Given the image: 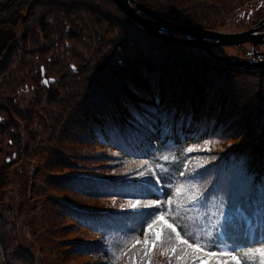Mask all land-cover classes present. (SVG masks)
Segmentation results:
<instances>
[{
  "label": "trees",
  "instance_id": "16d2710c",
  "mask_svg": "<svg viewBox=\"0 0 264 264\" xmlns=\"http://www.w3.org/2000/svg\"><path fill=\"white\" fill-rule=\"evenodd\" d=\"M135 1L169 21L218 30L233 11L261 0ZM47 76L55 80L44 86ZM24 87L33 94L19 110L14 96ZM239 91L254 100L234 105ZM0 116V171L7 172L2 157L10 150L32 171L28 218L14 217L10 226L0 217V264L36 261L31 244L21 239L22 223L37 239L40 264L73 258L193 264L196 254L207 257L210 242L237 246L231 254L245 264L246 254L264 247L256 242L264 239V70L228 67L199 50L156 40L111 0H0ZM196 146L199 152L209 147L211 163L225 157L245 174L241 194L220 191L217 204L231 221L227 234L199 241L204 252H197L182 247L165 225L151 252L141 241L127 246L150 237L156 216L132 214L109 225L106 214L137 196L172 201L178 168L174 161L167 167L162 156H182ZM206 174L194 173L197 200L205 204L215 188ZM143 180L155 188L143 187ZM171 205L169 212L163 205L156 209L175 225ZM34 217L39 221L30 228ZM175 227L191 243L182 226ZM115 248L123 249L120 260ZM184 250L181 258L175 255Z\"/></svg>",
  "mask_w": 264,
  "mask_h": 264
},
{
  "label": "rangeland",
  "instance_id": "374dc122",
  "mask_svg": "<svg viewBox=\"0 0 264 264\" xmlns=\"http://www.w3.org/2000/svg\"><path fill=\"white\" fill-rule=\"evenodd\" d=\"M262 5H264V0ZM256 6H253L252 8L243 7L239 10L233 11L231 16L227 18V21H224V23L219 27V32H226V33H236L243 30H246L249 27H252L255 25L259 19L264 15L262 7L257 11ZM246 46H242L241 49H245ZM248 48V47H247ZM263 49V48H262ZM216 53L218 55L224 56V57H232L236 58L241 55L240 50H238L236 47L230 46V47H217ZM75 70V69H74ZM43 72L41 73V75ZM44 76V74H43ZM54 78L47 76V78H43L42 83L44 86H47L49 84L54 83ZM234 84H237L235 81ZM254 85V83H253ZM232 91H237V88L232 89ZM33 94L32 88L24 87L19 90L16 96H14V103L16 104L15 107H17L19 110H21L23 107H25L28 100L31 98ZM246 91H239V94L235 97L233 96V102L234 105L240 104L241 102H247L254 100L251 97H247ZM257 94V93H256ZM1 119L0 116V121ZM191 149V150H190ZM209 149V147H206L205 150ZM201 150V147H190L188 149H185L182 156L173 157L170 154H165L162 156L163 163L166 164L167 167L172 164L174 161L177 165L178 171H177V177H178V185L176 186V189L174 190L172 201L171 200H164L163 204L159 202V204L154 203L156 201L148 200L149 198L147 195L143 196H137L132 201L126 203L125 205H118L114 209H110L112 211H109V213L106 214L108 216V220L110 222L109 225H115L112 221H119L117 218H131L132 214H139L140 216H145L146 214L155 213V218L157 221V217L161 214H163L161 211H159L158 207L163 205V208L169 212L171 209V202H173L174 207L177 209L176 215L173 217L175 222V225H180L182 228H184L186 233H191L192 238H190L191 243H197L196 237L199 238V241L205 242V241H211L216 233V229L213 227L217 224V222H222L224 218V214L222 215V212L225 210V208L221 205H218L217 202L220 197V191H223V188H227V192L236 189V191L241 194V192L245 188L244 184V177L245 174L241 170L240 166L233 162L232 160L227 164L224 162V158L219 160L218 162L211 163L213 161V155L210 153L205 152H199ZM167 158V159H165ZM2 160L7 162V172L5 169H1L0 171V217L10 224V226L13 225L14 221L13 218L16 217L18 221L23 222L28 218L30 214H25V198L28 194V177L31 174V169L28 168L25 165L24 161L16 160L15 158V152L14 150H10L7 154H5L2 157ZM147 169H150L147 167ZM216 169V171H215ZM197 170H206L207 171V178H208V184H212L210 187L211 189H214L208 193V199L207 203L205 204L203 201L197 200L198 191L194 190V188H198L199 183L194 178V173ZM158 174V173H157ZM251 177L249 176L248 184L251 182ZM142 186L147 188H155V185L145 182L143 180ZM157 182V181H156ZM247 184V188L251 186ZM157 189V188H156ZM148 198V199H147ZM139 201V205L136 207H132V205L136 204V202ZM236 208L239 206L238 204L235 205ZM240 207V206H239ZM154 208V209H153ZM11 210H14V212H11ZM129 214V215H128ZM248 213H245L244 216H246ZM164 216V214H163ZM32 218V216L30 217ZM116 218V219H115ZM249 218L251 219H257L256 215L252 214L249 215ZM164 219L166 220V217L164 216ZM39 221L38 217L33 218V225L30 226V228H33L36 225V221ZM261 221V220H259ZM251 222L250 219H246L245 223L249 224ZM117 224V223H116ZM30 225V224H29ZM119 224H117L118 226ZM124 226H128L127 224H124ZM165 226L163 222H159L156 224V226H152L151 230H148V233L150 234L149 238H143V240H134L131 243H128L127 246H130L131 244L138 243L141 241L143 244V249L147 250V253L151 252L154 246V243L157 240L155 233L157 231H160L163 229L162 227ZM128 228V227H127ZM21 232L23 233L21 239L27 241L28 244H31L32 248L31 250L34 253V257L36 261L34 264H40L38 261V257H40V249L39 245L36 243L37 239L32 235L33 231H30V229H27V232L24 228V224H21ZM211 234V237L209 236ZM67 236H64L66 238ZM223 237V236H222ZM220 237L221 239H223ZM147 241V243L145 242ZM177 242L181 244L182 247H187V245L180 243V241L177 239ZM219 248L224 249L226 247V244L218 242L216 243ZM126 246V247H127ZM172 251L174 250V247L171 246ZM190 249V248H189ZM194 250L195 249H190ZM123 249L120 250V248L113 249V254L116 258L119 260L121 259ZM185 252V253H184ZM255 252V251H254ZM248 254L247 257L250 259L248 260V264H259L260 257L253 256L252 254ZM187 253L186 250L183 251V253L180 254V251L176 252V256L178 258H181L183 255ZM174 255V253H173ZM201 254L198 253L195 255L193 259V264H201V259L205 261H210L211 264H216V260H227L228 264H235V261H231L230 256H220V257H201ZM232 255V254H231ZM175 256V257H176ZM169 257V256H168ZM159 258H161L159 256ZM66 262L65 264H86L85 262L88 261V258H73L72 260ZM240 260V259H239ZM241 261V260H240ZM147 264V261L146 263ZM242 264V262H241Z\"/></svg>",
  "mask_w": 264,
  "mask_h": 264
},
{
  "label": "water",
  "instance_id": "95a60500",
  "mask_svg": "<svg viewBox=\"0 0 264 264\" xmlns=\"http://www.w3.org/2000/svg\"><path fill=\"white\" fill-rule=\"evenodd\" d=\"M111 1L128 20L156 40L199 50L228 67L251 72L264 69V53L255 50L257 45L264 46V32H261L264 29V16L255 25L244 31L225 33L169 21L135 0ZM247 43L251 45V51L246 54L252 56L251 59H233L213 52V49L217 47H240Z\"/></svg>",
  "mask_w": 264,
  "mask_h": 264
},
{
  "label": "snow or ice",
  "instance_id": "6c2138e0",
  "mask_svg": "<svg viewBox=\"0 0 264 264\" xmlns=\"http://www.w3.org/2000/svg\"><path fill=\"white\" fill-rule=\"evenodd\" d=\"M165 159H167V158H165ZM139 203L140 202L137 201L136 204L132 205V207H136L137 205H139ZM154 203L159 204V201H156ZM151 215H155V213H152ZM156 222L157 223L163 222V224H165L169 229H171L173 232H175L177 235V239L180 241V243L187 245L188 248H190V249H195V251H197V252H204V249L201 248L198 244V240H199L198 237L195 238L197 240V243H189L188 239H182L180 232H177L176 227L173 224L168 223L167 220L164 219L163 214H161L157 217ZM230 226H231V221H230L229 216L224 215L223 221L217 222V224L213 226L216 229V233H217L215 238L225 236L227 234ZM151 228H152V226L150 225L149 230H151ZM183 231H184V229L181 228V232H183ZM155 235H156L157 240H159L160 236H161V232L157 231L155 233ZM185 235H188L190 238H192L191 233H185ZM209 236L211 237V234H209ZM145 242L147 243V241H145ZM256 242L264 244V239L256 241ZM205 247L209 249L208 251L204 252V255H206L208 257L230 256L231 260L235 261V264H241V261L239 259H237L236 256L231 255L232 252L236 251L237 246H235V245L226 246L224 249H221V248H219V246L217 244L210 242ZM246 255H248V254H246ZM252 255L253 256L258 255L260 257L259 264H264V247L257 249ZM201 264H211V262L201 259ZM216 264H228V261L217 259ZM245 264H248V262H245Z\"/></svg>",
  "mask_w": 264,
  "mask_h": 264
},
{
  "label": "flooded vegetation",
  "instance_id": "af4514ba",
  "mask_svg": "<svg viewBox=\"0 0 264 264\" xmlns=\"http://www.w3.org/2000/svg\"><path fill=\"white\" fill-rule=\"evenodd\" d=\"M263 32H264V29L262 30ZM244 46H246V48L245 49H243V51H245V52H249L250 51V45L249 44H246V45H244ZM248 47V48H247ZM263 48V49H262ZM256 51H258V52H262V53H264V46H257L256 48ZM241 52V56H239L238 58H243V59H250V58H252V56H247V54L245 53V52Z\"/></svg>",
  "mask_w": 264,
  "mask_h": 264
}]
</instances>
